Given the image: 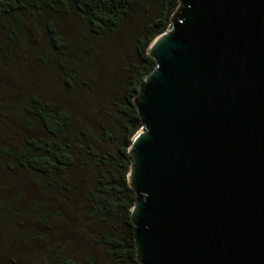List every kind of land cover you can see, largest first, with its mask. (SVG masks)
<instances>
[{"label": "water", "instance_id": "95a60500", "mask_svg": "<svg viewBox=\"0 0 264 264\" xmlns=\"http://www.w3.org/2000/svg\"><path fill=\"white\" fill-rule=\"evenodd\" d=\"M127 181L140 264H264V0H178L148 44Z\"/></svg>", "mask_w": 264, "mask_h": 264}, {"label": "trees", "instance_id": "16d2710c", "mask_svg": "<svg viewBox=\"0 0 264 264\" xmlns=\"http://www.w3.org/2000/svg\"><path fill=\"white\" fill-rule=\"evenodd\" d=\"M177 5L178 0H0V68L10 81L0 85V176L11 179L9 188L0 189V214H12L14 220L15 190L23 188L22 178H30L46 199L23 215L60 219V206L75 202L90 225L92 243L111 264H140L130 220L136 194L127 181L128 146L141 127L133 97L155 65L146 48L167 28ZM128 24L133 59L113 81L116 92L108 102L114 119L96 116L89 125L73 104L31 92L27 68L36 50L41 65L55 64L67 91L91 93L94 79L84 78L82 67L73 63L69 35L79 33L80 46L89 54L95 40L111 41Z\"/></svg>", "mask_w": 264, "mask_h": 264}, {"label": "rangeland", "instance_id": "374dc122", "mask_svg": "<svg viewBox=\"0 0 264 264\" xmlns=\"http://www.w3.org/2000/svg\"><path fill=\"white\" fill-rule=\"evenodd\" d=\"M132 30V24H128L111 41L95 40L89 54L80 46L79 33L73 31L69 35L73 43H70L68 52L74 56L73 63L82 67L84 78L94 79L95 88L91 93L80 88L74 93L67 91L55 64L41 65L35 59L36 50L33 51L31 65L27 68L29 76H32L31 92L45 100L73 104L89 125L96 116L114 119L108 99L116 92L114 78L120 77L124 63L133 59L129 46ZM4 73L0 68L2 86L10 82ZM31 127L40 134L37 124L31 123ZM10 181L8 174H2L0 189L9 188ZM20 183L23 188L15 190L16 196L11 204L12 208L18 209H14V220H10L12 214H0V264H62L60 261L64 259L73 264H111L92 243L90 225L81 216L79 205L75 202L70 206L58 203L64 210L60 219L44 221L38 216L41 213L23 215L26 208L45 202L46 194L30 178L24 177Z\"/></svg>", "mask_w": 264, "mask_h": 264}]
</instances>
